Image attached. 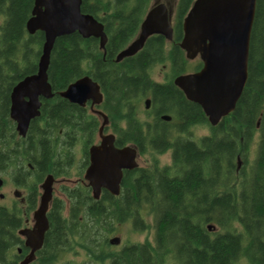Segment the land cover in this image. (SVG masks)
<instances>
[{
	"label": "trees",
	"instance_id": "obj_1",
	"mask_svg": "<svg viewBox=\"0 0 264 264\" xmlns=\"http://www.w3.org/2000/svg\"><path fill=\"white\" fill-rule=\"evenodd\" d=\"M149 1L82 0L81 12L103 25L107 43L100 49L96 39L78 33L56 39L47 69L53 97L41 99L39 116L20 137L9 117L10 93L37 72L44 35L26 32L34 0H0V172L28 190L26 214L47 175L75 179L60 185L63 199L50 202L48 230L30 264H264V0H256L245 87L234 111L214 127L173 83L202 66L200 60L191 65L179 47L194 0L177 1L170 42L150 36L134 56L114 61L136 36ZM159 65L165 66L162 82L151 77ZM83 76L99 85L103 100L95 109L107 116L115 146L150 158L123 172L119 195L102 190L98 200L83 173L100 117L58 95ZM204 125L209 133L193 138L192 129ZM166 152L170 162L160 165L157 156ZM22 211L0 206V264H18L29 252L17 234ZM126 224L135 234L151 225L152 241L110 245Z\"/></svg>",
	"mask_w": 264,
	"mask_h": 264
},
{
	"label": "water",
	"instance_id": "obj_2",
	"mask_svg": "<svg viewBox=\"0 0 264 264\" xmlns=\"http://www.w3.org/2000/svg\"><path fill=\"white\" fill-rule=\"evenodd\" d=\"M81 3L82 0H34L25 28L29 35L37 31L44 35L37 72L16 83L10 93L9 117L20 137H25L31 120L39 116L40 99L53 97L47 69L56 39L78 33L84 39L99 40L100 49L104 48L107 36L103 25L93 16L82 13ZM255 6L256 0H194L183 19V36L179 47L187 60L199 58L202 66L196 72L176 77L173 83L188 101L202 109L212 127L234 111L245 87ZM172 14V8L168 9L164 4L150 8L138 35L116 55L115 62L134 56L152 35H160L170 42L173 34ZM58 95L81 108L89 103L93 113L102 118L98 130L99 141L88 150L89 165L84 180L94 200L99 199L102 190L113 196L119 195L123 171L138 167V153L135 147L129 145L116 147L115 135L104 133L108 118L102 111L94 109L103 100L99 85L89 76H83ZM149 107L150 99H146L144 108L148 110ZM161 119L170 121L171 118L162 116ZM54 181L51 174L44 178L40 185L39 204L32 214L33 225L18 231L24 238V247L29 250L18 264H30L42 247L48 230L47 211L53 198ZM2 185L0 178V188ZM15 196L19 197V193H15ZM207 227L215 230L211 224ZM120 242V237L109 239V244L113 246L120 245Z\"/></svg>",
	"mask_w": 264,
	"mask_h": 264
},
{
	"label": "rangeland",
	"instance_id": "obj_3",
	"mask_svg": "<svg viewBox=\"0 0 264 264\" xmlns=\"http://www.w3.org/2000/svg\"><path fill=\"white\" fill-rule=\"evenodd\" d=\"M150 1H154V0H150ZM162 1H168V4L171 5L174 8L175 5H176V2L178 0H162ZM198 60L199 59L196 58V59L190 61L191 65H195L198 62ZM162 66L163 65L156 66L151 71V77L156 82H162L164 80L165 67H162ZM87 108H88V111L90 112L91 109H90L89 105L87 106ZM101 123H102V119L100 118L99 119V124L101 125ZM104 132L105 133H112L111 130L109 129V126L106 128V130ZM208 133H209V128L206 125H204V126H198V127L193 128L191 135L193 136V138L199 139L202 136L207 135ZM257 136H258V134H256L254 136V139L252 141V144H251V147H250V151H249V154H248V157H247L248 162L252 161L254 156H255V150H256V146H257V142H258V137ZM98 140H97V142H98ZM157 158L159 160L160 165H167L170 162V153L166 152L165 154L157 156ZM149 159H150L149 155L147 154L145 158H138L137 159V163H138L139 166H146V164H148L149 161H150ZM0 178L2 179V181H7V184H5V186L0 188V194L3 196L2 198H0V204L9 206V204L12 203V201L14 199V197L12 195V193H13V189H12L13 184H12V180L10 179L11 176L6 174V173H3V174H0ZM72 179H74V178H72ZM74 180H71L70 182L74 183ZM41 183H40V185H41ZM67 183L68 182L64 181V179H57V180L55 179V181L53 183V197H58V198L63 199V196L60 193V188L59 187H60V185L67 184ZM39 193L40 194H39L38 198H40L41 189H39ZM31 219H32V215H31L30 220ZM31 225H32V222H30V224H28V227H31ZM129 230H130V227L127 224L126 225H122V226H120L119 231L117 233L113 234L111 236V238L112 237H120V239H121L120 245L123 242H125V241H133V242L139 241V242H143L146 239L149 240V241H152L153 229H152L151 225L142 234H135V233H133V232H131ZM215 230H216V228H215ZM241 264H246V262L242 261Z\"/></svg>",
	"mask_w": 264,
	"mask_h": 264
},
{
	"label": "flooded vegetation",
	"instance_id": "obj_4",
	"mask_svg": "<svg viewBox=\"0 0 264 264\" xmlns=\"http://www.w3.org/2000/svg\"><path fill=\"white\" fill-rule=\"evenodd\" d=\"M151 2V3H150ZM160 4H164V5H166V7L169 9V8H172V10H173V14H172V18H171V25H173V20H174V13H175V8H176V5H175V7L173 8L171 5H169L168 4V1H162V0H154V1H149V4H148V6H147V8L145 9V13L143 14V16H142V19H141V21H140V23H139V25H138V31H137V34H136V36L138 35V33H139V30H140V25H141V23H142V21L144 20V18H145V16H146V14H147V12L150 10V8H152L153 6H155V5H160ZM176 4H177V2H176ZM104 28V27H103ZM105 32V31H104ZM106 34V33H105ZM107 36V35H106ZM136 36L134 37V39L136 38ZM152 36H155V35H152ZM160 36V35H159ZM133 39V40H134ZM97 40V39H96ZM132 40V41H133ZM98 41V43H99V40H97ZM131 41V42H132ZM130 42V43H131ZM106 43H107V40H106ZM105 43V44H106ZM129 43V44H130ZM105 46V45H104ZM120 52V51H119ZM138 53V52H137ZM114 61H115V59H114ZM162 67H165L164 65L162 66ZM42 99V98H41ZM41 99H40V101H41ZM72 104V103H71ZM75 105V104H74ZM90 106V104L88 103L86 106ZM95 109V108H94ZM98 110V109H97ZM100 117V116H99ZM101 118V117H100ZM108 127V125L105 127V129H104V131L106 130V128ZM16 128V127H15ZM105 133V132H104ZM105 134H108V133H105ZM113 134V133H112ZM75 153H77L76 154V160L78 161L80 158H81V152H80V150H79V147H77L76 149H75ZM88 157H89V155H88ZM88 165H89V161H88ZM86 170V169H85ZM85 170H84V173H85ZM124 172V171H123ZM3 173H6V174H8V175H10L11 176V180H12V184H13V186H12V189H13V193H12V195H13V197H14V199H13V201H12V203H10L9 204V206L8 205H2V204H0V206H2V207H4V208H6V209H12V208H21V209H23V211H22V214H21V216H20V218L21 219H23V223L21 224V226H20V228H19V230L20 229H24V228H31L32 227V225H33V220L31 219L30 220V218H31V215L33 214V212H34V210L36 209V207L38 206V204H39V198H38V200H37V206L35 207V209L34 210H32L29 214H26L24 211H26V199H27V197H28V190L27 189H25L24 187H22V186H19V185H17L16 183H15V181H14V179H13V177H12V175L10 174V172H7V171H5V172H0V174H3ZM84 173H83V181H85L84 180ZM71 180H74V179H67V180H65L66 182H68V183H71L70 181ZM74 182H75V180H74ZM86 182V181H85ZM87 183V182H86ZM5 184H7V181H3V185H2V187L3 186H5ZM1 187V188H2ZM90 188V187H89ZM39 189H40V185H39ZM19 193V197H16L15 196V193ZM0 198H2L3 196L0 194ZM39 197V196H38ZM30 222H32V225H31V227H28V224H30ZM18 230V231H19ZM18 231H17V234H18ZM19 235V234H18ZM23 239V238H22ZM24 245V244H23ZM19 250V253L21 252V250H20V247H18L17 248V251Z\"/></svg>",
	"mask_w": 264,
	"mask_h": 264
}]
</instances>
